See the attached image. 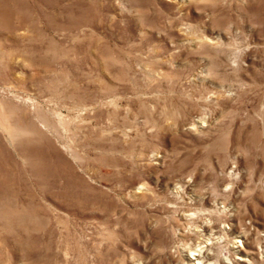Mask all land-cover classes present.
Wrapping results in <instances>:
<instances>
[{"label":"rangeland","instance_id":"obj_1","mask_svg":"<svg viewBox=\"0 0 264 264\" xmlns=\"http://www.w3.org/2000/svg\"><path fill=\"white\" fill-rule=\"evenodd\" d=\"M205 222L264 264V0H0V264H190Z\"/></svg>","mask_w":264,"mask_h":264},{"label":"bare ground","instance_id":"obj_2","mask_svg":"<svg viewBox=\"0 0 264 264\" xmlns=\"http://www.w3.org/2000/svg\"><path fill=\"white\" fill-rule=\"evenodd\" d=\"M180 191L181 190H180L179 186H176V192L179 193ZM185 217L189 219V218H192V215L191 214H186ZM202 225L204 226V228L202 229L203 230L202 235H204V236H202V241L198 242L197 248L194 249L192 247H187L186 246L187 250L194 252L193 253L194 254L193 257L190 255L191 256L190 258L192 259V262H190V264H216L217 261L211 260L212 256H211V253H210L211 251H209V250H211L210 246L212 244L219 243V241H221L222 233H223V226H221L222 229H220L219 232H216V231L213 230L212 226L209 223L205 222ZM233 242L234 243H239V241H236V240L233 241ZM190 254H192V252ZM221 254L222 253H220V255ZM241 257L242 256L239 255L238 259L240 258L239 260H242Z\"/></svg>","mask_w":264,"mask_h":264}]
</instances>
